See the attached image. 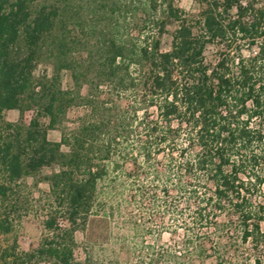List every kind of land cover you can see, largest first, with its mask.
Returning <instances> with one entry per match:
<instances>
[{
  "label": "trees",
  "instance_id": "16d2710c",
  "mask_svg": "<svg viewBox=\"0 0 264 264\" xmlns=\"http://www.w3.org/2000/svg\"><path fill=\"white\" fill-rule=\"evenodd\" d=\"M37 1L0 0V235L20 182L43 171L49 209L37 247L0 250V264H264V0H192L194 14L101 0L132 34L102 43L85 96L62 88L61 67L36 74L62 27Z\"/></svg>",
  "mask_w": 264,
  "mask_h": 264
},
{
  "label": "rangeland",
  "instance_id": "374dc122",
  "mask_svg": "<svg viewBox=\"0 0 264 264\" xmlns=\"http://www.w3.org/2000/svg\"><path fill=\"white\" fill-rule=\"evenodd\" d=\"M43 4L59 7V20L62 21V27L60 26L59 31L52 34L50 42L44 48L36 74L50 78L61 67L59 77L62 88L73 93L79 92L81 96H85L88 91L90 92L89 85L104 56L102 43L108 41L116 31L131 35L132 26L129 18L125 20L115 16L111 17L108 12L101 10V0H38L36 3L37 6ZM176 5L187 14H194L197 11V5L192 0H176ZM58 39L63 40L62 51L57 48ZM126 39H131V37ZM169 43V36H164L162 50H167ZM82 74L84 76H80ZM74 75H77L78 81L74 80ZM91 91L97 95L94 87ZM99 91L108 92V89L102 86ZM106 94L102 95V98L109 99L110 96ZM79 105L80 101H77V104L69 110L66 122L78 123L82 118L85 110ZM33 116V111H26L22 121L28 124ZM3 117L7 122L18 123L20 114L17 111H9L5 112ZM42 121L47 123L46 120ZM59 138L58 131L49 132L50 140L58 141ZM49 173V171H43L41 174L20 182L19 188L16 189L10 201L12 229L8 234L0 235V250L14 247L16 254L19 255L39 244L44 234L42 221L49 209V185L44 181V177ZM123 232L128 234L126 230ZM89 234L86 231L77 233L79 246L76 253L77 259L83 257L82 251L88 247L86 243ZM168 239L169 236L164 234L159 242H166ZM150 241L159 243L154 237Z\"/></svg>",
  "mask_w": 264,
  "mask_h": 264
}]
</instances>
